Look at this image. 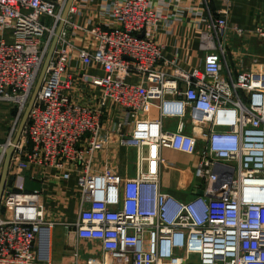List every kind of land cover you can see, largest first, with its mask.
Masks as SVG:
<instances>
[{"label": "built area", "instance_id": "obj_1", "mask_svg": "<svg viewBox=\"0 0 264 264\" xmlns=\"http://www.w3.org/2000/svg\"><path fill=\"white\" fill-rule=\"evenodd\" d=\"M211 1L202 0L203 66L165 62L171 72L162 68L164 46L156 38L163 11L152 0H115L105 8V27L78 24L72 5L12 156L0 207V264H35L42 234L50 261L53 224L44 220L39 190L25 187L31 168L64 182L77 176L81 209L66 225L101 243L103 255L91 264H264V62L233 72L229 6L214 12ZM66 2L0 0V34H14L13 42L0 38V107L14 110L4 149L13 143ZM255 35L264 40V27ZM95 67L103 74L88 72ZM189 114L194 126H209L201 138L185 131ZM166 118L179 120L175 130L165 129ZM110 122L118 145L137 152L134 177L111 167L97 171L94 156ZM166 148L199 156L195 177L203 195L186 201L162 189ZM4 159L1 153L0 176Z\"/></svg>", "mask_w": 264, "mask_h": 264}, {"label": "crops", "instance_id": "obj_2", "mask_svg": "<svg viewBox=\"0 0 264 264\" xmlns=\"http://www.w3.org/2000/svg\"><path fill=\"white\" fill-rule=\"evenodd\" d=\"M115 0H75V6L79 13L72 14L75 22L82 26L109 25L110 18L105 15L107 8ZM155 7L166 14H178V19H165L159 22V30L156 33L157 40L164 46V61L162 68L169 72L171 68L164 65L173 61L186 70L201 67L205 60V51L202 48V29L206 30L207 13L203 11L202 0H152ZM229 6V31L226 38L228 63L234 73L242 68H249L256 60V35L258 26L264 27V0H212L211 8L215 12L224 6ZM201 11L203 12L202 14ZM188 13L187 16H185ZM235 28L242 30V35L235 34ZM72 34V32H71ZM7 42L14 41L11 29L0 34V38ZM79 39L82 36L79 35ZM79 43V42H77ZM77 66V62L72 63ZM88 72L103 74L100 68H89ZM134 82V79H130ZM157 111L153 110L152 116ZM14 110L0 107V144L6 139L7 127L11 125ZM178 119H164V127L175 130ZM185 131L201 138L204 132L209 130L208 125L201 127L191 123V115L185 118ZM111 122L105 125L107 138L102 148L95 154L97 171H104L111 167L116 174L124 178L134 177L136 174L135 159L137 152L134 149H124L118 145V136L111 132ZM166 159V165L162 169L161 185L168 192L180 200H190L201 186L195 177V169L199 163V156L186 154L166 148L162 150ZM37 175L36 179L32 175ZM25 187L27 191L39 190L41 203L44 208V220L53 224L50 236V261L43 257L44 235L42 234L36 243V250L40 257L35 264H91L97 262L103 255V248L99 241L80 238L74 228L66 225L77 219L80 206L75 193L77 176L72 175L68 182H64L57 174L31 168L24 172ZM197 188V190H196ZM202 190V188H201ZM86 207V206H85ZM97 264V263H93Z\"/></svg>", "mask_w": 264, "mask_h": 264}, {"label": "water", "instance_id": "obj_3", "mask_svg": "<svg viewBox=\"0 0 264 264\" xmlns=\"http://www.w3.org/2000/svg\"><path fill=\"white\" fill-rule=\"evenodd\" d=\"M74 2H75V0H67V2H66L65 8H64L63 13H62V19L59 22V25H58L57 30H56V35L53 38L51 47H50L49 52H48L46 59L44 61L42 70L40 72L39 78H38L37 83H36L34 90L32 92V95H31V98H30L29 103L27 105V108H26V110L22 116V119L19 123V126H18L17 132L15 134V137L13 139L12 145L6 149L0 147V154L1 153L5 154L3 168H2V172H1V176H0V207H1L3 194L5 191L6 185H7L8 177H9L10 166H11L12 156H13L14 151H15V146L18 144V142L20 141V139L22 137L23 131H24L25 126H26L28 119H29L30 112H31L36 100H37V97H38V94L40 92L41 86L43 84L44 78L46 76L48 67H49L50 62L53 58L56 46L58 44L59 36H60L64 26H65V22L69 16L71 7L74 4ZM203 194H204L203 190L200 189L197 191V195H203Z\"/></svg>", "mask_w": 264, "mask_h": 264}, {"label": "rangeland", "instance_id": "obj_4", "mask_svg": "<svg viewBox=\"0 0 264 264\" xmlns=\"http://www.w3.org/2000/svg\"><path fill=\"white\" fill-rule=\"evenodd\" d=\"M75 4V3H74ZM73 4V5H74ZM152 4H153V2H152ZM153 6H154V4H153ZM155 7V6H154ZM155 8H158V7H155ZM159 9V8H158ZM178 14L179 13H175V14H166L165 12H162V15H163V17H164V19H162V20H165V19H176V20H179L178 18ZM188 15V13L185 15V16H187ZM161 20V21H162ZM200 31H202V33H204L206 30L205 29H202V30H200ZM237 35V34H236ZM256 60H258V61H261V62H264V40L263 39H261V38H257L256 37ZM7 129H9V126L7 127ZM6 137H7V134H6ZM5 141V140H4ZM3 141V142H4ZM2 142V143H3ZM130 149H134V148H130ZM135 150V149H134ZM198 181H199V179H197Z\"/></svg>", "mask_w": 264, "mask_h": 264}]
</instances>
